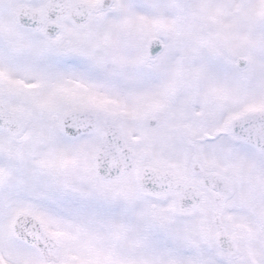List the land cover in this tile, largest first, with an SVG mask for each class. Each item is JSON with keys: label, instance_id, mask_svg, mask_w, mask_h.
<instances>
[{"label": "snow or ice", "instance_id": "6c2138e0", "mask_svg": "<svg viewBox=\"0 0 264 264\" xmlns=\"http://www.w3.org/2000/svg\"><path fill=\"white\" fill-rule=\"evenodd\" d=\"M0 264H264V0H0Z\"/></svg>", "mask_w": 264, "mask_h": 264}]
</instances>
